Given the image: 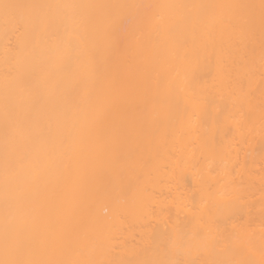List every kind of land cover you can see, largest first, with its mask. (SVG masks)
Returning a JSON list of instances; mask_svg holds the SVG:
<instances>
[{
  "label": "bare ground",
  "instance_id": "6f19581e",
  "mask_svg": "<svg viewBox=\"0 0 264 264\" xmlns=\"http://www.w3.org/2000/svg\"><path fill=\"white\" fill-rule=\"evenodd\" d=\"M0 261L261 264V0H0Z\"/></svg>",
  "mask_w": 264,
  "mask_h": 264
},
{
  "label": "snow or ice",
  "instance_id": "6c2138e0",
  "mask_svg": "<svg viewBox=\"0 0 264 264\" xmlns=\"http://www.w3.org/2000/svg\"><path fill=\"white\" fill-rule=\"evenodd\" d=\"M262 6H264V0H261ZM0 264H23V262L19 261H0ZM261 264H264V261L261 262Z\"/></svg>",
  "mask_w": 264,
  "mask_h": 264
}]
</instances>
